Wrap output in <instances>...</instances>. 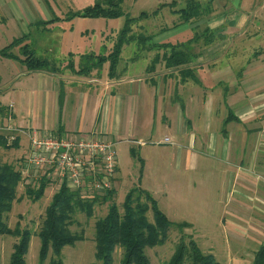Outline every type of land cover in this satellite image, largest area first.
Listing matches in <instances>:
<instances>
[{
	"label": "crops",
	"instance_id": "1",
	"mask_svg": "<svg viewBox=\"0 0 264 264\" xmlns=\"http://www.w3.org/2000/svg\"><path fill=\"white\" fill-rule=\"evenodd\" d=\"M262 1L197 0L199 15L185 22L174 12L185 0H171L136 20L138 34L145 36L121 42L112 68L109 55L115 40L80 42L56 53L59 42L31 41L37 29L49 30L48 25L66 14L56 16L49 9L52 17L44 18L39 0H0V134H15L18 147L25 136V158L30 135H90L113 146L126 139L142 145L145 137L158 133L160 120L167 121L171 139L164 137L170 142L163 138L157 143L175 145L174 173L196 170L197 158L208 152H219L229 162L231 170H223V178L231 182L233 198L227 196L229 204L217 222L224 226L228 244L222 246L224 263L218 262L250 264L264 241L255 228L264 222V57L258 56L264 43L247 44L244 39L253 36L251 26ZM125 45L131 46V54L122 56ZM25 46L48 66L28 69L22 62ZM175 47L188 53L186 63L171 64ZM5 49L8 54H3ZM157 162L154 174L164 176L165 182L146 190L166 202L172 197L176 201L172 192L181 182L168 185L165 162ZM17 163L23 170L24 162ZM42 169L39 176L30 171L27 181L36 184L56 172ZM234 222L243 229L229 225Z\"/></svg>",
	"mask_w": 264,
	"mask_h": 264
},
{
	"label": "rangeland",
	"instance_id": "2",
	"mask_svg": "<svg viewBox=\"0 0 264 264\" xmlns=\"http://www.w3.org/2000/svg\"><path fill=\"white\" fill-rule=\"evenodd\" d=\"M39 1L41 3V5L39 4L41 7L40 15L43 16L44 13V18H49L52 17L49 9H52L56 16H64L70 10H82L84 7L94 4L96 0H46V3L42 0ZM170 2L171 0H124L121 6L123 11L130 17H137L142 12L164 8ZM262 2L264 3V0ZM36 12L39 15V12ZM27 19L28 17L26 16L24 21L27 22ZM253 20L255 21L254 26H251L253 36L246 35L244 41L247 44L248 42L249 44L250 42L264 43V4L259 7L256 18ZM123 24L124 16L102 18L76 15L48 25L47 27H50L49 30L42 31V27L37 29L34 33V40L31 42H59L60 48L56 50V53H59V49L69 48L73 44H79L80 42H114V40H117V34ZM21 30L25 31L23 28ZM138 33V25L135 21L131 24L129 34L135 39L145 36L143 33H140L141 35ZM5 34L8 36L9 31L8 34L7 32ZM2 39H4L3 36ZM247 44L246 46L244 45L245 50H247ZM130 45L123 47L122 56L126 52L131 54ZM37 54L39 55V53ZM258 56L264 57V53ZM15 111L18 115L17 118H19L20 114H22L21 110L17 108ZM23 115L26 117V110ZM159 122L162 125L158 128V133L145 137L143 140L144 144L141 145L138 141L126 139L124 142L113 146L116 154L115 162L118 175L117 178L113 176L111 179V188L115 190L114 201L121 209L125 194L131 188L140 186L151 191V189L162 185L166 178L154 174V171L159 166L157 161L159 159L162 162L164 161L167 173L165 176H167L168 181L166 183L168 185L175 184L177 181L181 183L179 184V190L172 192L176 197V201L172 197L166 202L160 195L154 194L160 209L174 223L188 221L191 226L184 227L182 231L191 235L203 252L212 253L217 261L224 263L226 249H223L222 246L226 247L228 244L225 238L227 234L223 231L224 226L222 223L217 222H219L218 219L224 211V204H229L230 200H228L227 196L230 195L229 199L233 198L232 193L230 194L231 182L228 184L224 182L223 178V170H225V174L231 170H228L229 162L221 158L219 152H215L213 155L208 152L207 155H200L197 158L196 170L193 169L190 173H186L184 168H182L178 173H174L173 162L176 147L174 144L157 143L164 136H168L171 139V131L168 129L167 121L160 120ZM2 135L8 136V142H12L16 136L15 134ZM20 138L19 147L8 149L9 151L7 149L1 151L4 160L16 166L17 162L21 159L24 160L22 156L25 153L23 152L29 145L25 136L21 135ZM22 163L23 161L20 162L21 165ZM202 168L204 169L200 172ZM175 169L178 170L179 168L176 167ZM20 171L24 180L17 187V198L13 202L10 212L6 215L5 221L10 228L18 224L21 228L26 227L33 233L26 253V264H38L40 241L34 232L38 230L44 210L61 181L57 179L56 172H53L52 181H56V183L50 182L44 188L43 196L33 201L25 193L27 177L22 169ZM37 184H39V180ZM106 213L107 206L99 203L95 205V211L91 217H87L82 212H77L74 215L73 223H71L69 228L72 232H83L85 238L74 245H66L62 248L61 255L64 264H99L94 258V222L98 217H102ZM148 215L151 218L150 212ZM224 219L228 221L230 218L227 216ZM229 225H240V228L243 229L241 224L236 222L229 223ZM255 225V228L261 231V235L262 233L264 234V222L255 223ZM179 236L180 230L173 225L170 227L168 237L162 245L147 248L145 253L151 264H167ZM15 241H17V238L12 235L0 234V264H9V257ZM121 254L122 249L116 247L113 253V264H120ZM43 264H48V259Z\"/></svg>",
	"mask_w": 264,
	"mask_h": 264
},
{
	"label": "trees",
	"instance_id": "3",
	"mask_svg": "<svg viewBox=\"0 0 264 264\" xmlns=\"http://www.w3.org/2000/svg\"><path fill=\"white\" fill-rule=\"evenodd\" d=\"M123 1L96 0L94 4L82 10H71L65 16L66 19L76 15L102 18L124 16V24L117 34V44L109 55L112 68L121 42L133 39L129 34L131 24L146 15V12H142L138 17H130L122 9ZM199 10L200 4L197 0H185V5L174 12L179 14L182 21L188 22L199 15ZM175 50L176 47L170 56L175 57L171 64L181 65L189 60L185 50ZM3 51V54L7 53L6 49ZM22 62L31 70L44 69L48 66L47 60L36 57L27 46L24 49ZM0 111L3 112L1 106ZM7 137L0 135V234L17 238L13 244L9 264H26V253L33 233L26 227L21 228L18 224L10 228L5 221L6 215L17 198V187L24 180L18 163L17 166L8 163L1 154L3 149L18 147V137L15 136L12 142H8ZM21 160L19 162L23 161ZM50 182L56 181H52L51 177L45 175L41 177L39 184L27 181L25 193L28 198L36 201L43 196L44 188ZM114 195L113 188L102 193H84L79 189H70L61 182L44 210L38 230L34 232L40 241L38 264H43L47 259L48 264H64L62 248L66 245H74L85 238L83 232H72L69 228L73 223L74 215L82 212L87 217H91L95 211V205L99 203L107 206V213L94 222V258L99 264H113V253L116 247L122 249L120 264H151L145 250L162 245L173 225L180 230V236L167 264H219L212 253L203 252L195 239L182 231L184 227L191 226L190 223L170 221L146 189L137 186L128 190L121 209L115 203ZM149 212L151 218L148 215ZM250 264H264V241L254 252V258Z\"/></svg>",
	"mask_w": 264,
	"mask_h": 264
},
{
	"label": "built area",
	"instance_id": "4",
	"mask_svg": "<svg viewBox=\"0 0 264 264\" xmlns=\"http://www.w3.org/2000/svg\"><path fill=\"white\" fill-rule=\"evenodd\" d=\"M30 147L24 158V175L35 176L47 166L55 169L57 179L70 189L84 193L103 192L111 188L116 169V154L111 142L82 136L77 139L45 133L30 135ZM164 143L170 139L164 137Z\"/></svg>",
	"mask_w": 264,
	"mask_h": 264
}]
</instances>
